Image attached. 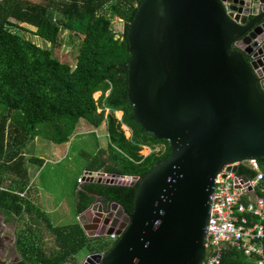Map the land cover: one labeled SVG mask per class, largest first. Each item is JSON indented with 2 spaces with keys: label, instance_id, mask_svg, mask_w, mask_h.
Here are the masks:
<instances>
[{
  "label": "water",
  "instance_id": "95a60500",
  "mask_svg": "<svg viewBox=\"0 0 264 264\" xmlns=\"http://www.w3.org/2000/svg\"><path fill=\"white\" fill-rule=\"evenodd\" d=\"M125 38L126 99L171 154L141 181L131 213L100 197L81 213L87 232V213L101 218L87 236H117L83 264H200L216 175L264 158V0H141ZM243 49L258 50L257 63Z\"/></svg>",
  "mask_w": 264,
  "mask_h": 264
},
{
  "label": "trees",
  "instance_id": "16d2710c",
  "mask_svg": "<svg viewBox=\"0 0 264 264\" xmlns=\"http://www.w3.org/2000/svg\"><path fill=\"white\" fill-rule=\"evenodd\" d=\"M44 1L45 4H34L0 0V186L4 173L20 176L21 170L24 175L21 151L28 140L40 135L48 137L46 132H52L49 140L64 145L78 125L83 124L86 130L103 132L107 139L108 157L101 158L105 151L99 150L89 171L101 170L140 180L130 184H82L76 217L96 197L107 203L115 202L131 213L141 181L171 154L168 141L155 138L136 121L133 107L126 99L129 55L125 35L141 0ZM113 18L123 22L122 32L116 38L111 27ZM19 24L36 28V35L52 46L59 44L62 31L67 32L69 44L77 52L74 67L58 60L50 49L13 31ZM96 92L100 96L94 100ZM115 111L122 113L120 120L113 117ZM121 126L130 130L129 138L124 136ZM44 128L48 130L45 132ZM145 146L163 149L143 156L140 151ZM259 161L264 163V158ZM239 173L249 175L243 168ZM14 187L21 192L25 184L16 182ZM14 187L0 189V209L22 219L21 211H28L30 205L12 192ZM46 224L55 240L51 253L47 254L39 243H24V232L36 236L39 228L23 227L15 243L19 259L12 264H79L77 255L89 245L81 224ZM223 263L250 264L232 250L224 252Z\"/></svg>",
  "mask_w": 264,
  "mask_h": 264
},
{
  "label": "rangeland",
  "instance_id": "374dc122",
  "mask_svg": "<svg viewBox=\"0 0 264 264\" xmlns=\"http://www.w3.org/2000/svg\"><path fill=\"white\" fill-rule=\"evenodd\" d=\"M55 13V17H57ZM111 27L115 34V38L121 34L123 28V22L117 18L111 19ZM13 31L17 32L23 38L32 41L36 45L50 49L53 55L60 60L61 62H66L72 68L75 65V57L77 52L74 50L75 47L69 44V38L67 32H63L60 35L61 41L56 46H52L48 42L40 39L36 35V28L28 26L25 24H19V28H12ZM100 96V92L93 94V99L97 100ZM100 108L97 109L99 113ZM107 111H104V115ZM122 113H113V117L117 120H120ZM123 134L126 138H129L131 135L130 130L126 126H121ZM48 129L44 128L46 132ZM43 131V132H44ZM48 137L43 135L35 137L33 140H28L24 146V160L26 165L23 164L26 168V178L23 180L26 181V187L24 192L28 191L32 193H38L40 202L43 201L46 213L45 219L47 222L53 226H64L72 225L78 222L76 218V205H77V191L80 188V184H85L92 182V179H85V175L89 173L88 167L95 164L96 157L98 158V151L104 150L105 153L102 154L101 158L108 157L107 151V139L104 137L103 132L99 131H89L86 130L82 125H78V128L75 129L74 134L67 144L55 145L49 138L52 136V132L47 133ZM159 149H163V146H157L155 150L150 147H143L140 151V154L143 156H148L151 154V150L158 152ZM26 154V155H25ZM29 155V156H28ZM27 156V157H26ZM30 157L39 160L37 163H32ZM37 162V161H33ZM36 164V165H34ZM98 173H103L105 179L114 177L116 184H130L135 181L127 178H117L111 174H105L103 171H97ZM4 177L8 173L3 174ZM12 174L8 175L11 176ZM78 178V179H77ZM93 178V177H92ZM17 180V179H16ZM79 184H78V183ZM4 187V186H3ZM29 188V189H28ZM28 189V190H27ZM37 195V194H36ZM23 218L16 220L13 224L15 218L11 217L12 224H10L9 219H7V224L3 230L0 227V259L6 257L7 263L13 261L17 256L16 252L13 251V247L10 245V240L13 239V229L15 231L22 230L23 227H32L35 225L39 227V235H29L28 231L24 232L25 237L23 239L24 243H30L38 241L43 243L42 247L47 252L51 253V249L55 246V240L49 230L45 229L44 223L42 221L40 224L36 225L32 219L24 220V211ZM91 212L87 213V219L91 217ZM7 214L0 209V222L5 219ZM79 223V222H78ZM88 228V233L96 230L92 224L86 223ZM13 227V228H12ZM100 230L97 229L96 234H99ZM21 233V232H20ZM87 235V233H85ZM17 237V234H15ZM89 245L87 248L81 250L77 255L79 264H83L86 257H89L90 254H93V251H98V253H104L105 249H109L113 242L110 240L109 236L101 235L93 238H87ZM5 249V255L1 251ZM15 249H18L17 244H15ZM92 250V251H91ZM18 251V250H17Z\"/></svg>",
  "mask_w": 264,
  "mask_h": 264
},
{
  "label": "built area",
  "instance_id": "2783aa9c",
  "mask_svg": "<svg viewBox=\"0 0 264 264\" xmlns=\"http://www.w3.org/2000/svg\"><path fill=\"white\" fill-rule=\"evenodd\" d=\"M228 6L223 2L225 12ZM245 49L250 63H257L259 51ZM260 80L264 81V75ZM240 168L249 175L239 173ZM205 232V256L200 264H224L226 250L240 253L250 264H264V163L246 159L224 166L216 175ZM109 238L113 243L117 240L114 234Z\"/></svg>",
  "mask_w": 264,
  "mask_h": 264
},
{
  "label": "crops",
  "instance_id": "0c3cea01",
  "mask_svg": "<svg viewBox=\"0 0 264 264\" xmlns=\"http://www.w3.org/2000/svg\"><path fill=\"white\" fill-rule=\"evenodd\" d=\"M25 1H27V2H29V3H34V4H45V2L46 1H44V0H25ZM49 1H51V2H53V3H56V2H60V1H62V0H49ZM115 114H116V111H115ZM21 155H22V160H23V164L24 165H26L27 163H25V160H24V157L25 156H23L24 155V151H21ZM26 155V154H25ZM29 156V155H28ZM27 157V156H26ZM30 160H32V163H37L38 164V162H33V161H35V158H33V157H30ZM40 160V159H39ZM38 160V161H39ZM34 165H36V164H34ZM23 166V165H22ZM24 168H26L25 166H24ZM24 168L22 167V170H24ZM25 173H24V175H23V171H21V170H19V174H20V176L19 175H11V176H5V177H3V179H2V182H1V186H0V189H8V188H10V186H15V183L16 182H18V183H21V182H23L24 184H25V187H26V181H24L23 179L24 178H26V176H25V174H26V171H24ZM92 172V171H91ZM24 177V178H23ZM15 179H17V180H15ZM14 181H16L15 183H14ZM81 185L82 184H80V188L78 189V191L81 189ZM4 186V187H3ZM24 187V188H25ZM13 189H15V190H12V192L13 193H15V194H17L18 196H20L21 198H23V199H25V201H27L28 203H29V210L28 211H25L24 212V220H28V219H32V218H35V219H32L33 221H35L36 222V225L39 223H41V222H39V221H42L43 223H44V226H45V229H47L46 228V226H47V224H46V219H45V216H46V213H48L47 211H46V209H45V206H44V204H43V201L42 202H40V199H39V197H37L38 196V193H32V192H29L28 193V191H25L24 192V189L21 191V192H19L18 191V189L17 188H13ZM29 189V188H28ZM27 189V190H28ZM78 191H77V193H76V195H78ZM37 194V195H36ZM96 198H98V197H96ZM95 198V199H96ZM77 200H78V196H77ZM96 201H98V203H101V204H104L105 202L102 200V199H97ZM77 202V201H76ZM2 211V210H1ZM21 212H23V210L21 211ZM84 212V211H83ZM82 212V213H83ZM6 214V213H5ZM10 216L11 217H13V218H15V220H13V224L15 223V226H16V220L18 219L19 220V217L17 216V214H16V216H15V214L13 213V212H11L10 214H7V216H6V218L5 219H3L1 222H0V227L2 228V230H3V228L7 225V224H5V223H7L6 221H7V219H9V221H10V224H12V219L10 218ZM81 217V213L79 214V216L78 217H76L77 218V220H78V222H79V218ZM38 222V223H37ZM80 223V222H79ZM82 226V225H81ZM32 227L33 228H36V226L35 225H32ZM37 227H38V225H37ZM13 228V227H12ZM39 228V227H38ZM82 228L84 229V227L82 226ZM47 230H49V229H47ZM21 231V230H20ZM20 231L18 230V231H15V228L13 229V234L15 233V234H17L18 235V233H20ZM50 232V231H49ZM85 233H88L87 231H84ZM15 234H14V236H13V239H12V241L10 240V245L13 247V251L14 252H16L15 254H16V258L13 260V261H11V262H9V263H7V259H6V257L5 258H3V260H1L0 259V264H12V263H15V262H17L18 261V259H19V254H18V251L15 249V243H16V238L17 237H15ZM87 236V235H86ZM87 237H89V236H87ZM94 237H96V236H94ZM90 238H93V237H90ZM39 243V244H38ZM36 244H38L39 245V247H42V245H43V243H41V242H39V241H36ZM43 248V247H42ZM85 248H87V247H85ZM3 253H4V255H5V249H2L1 250ZM93 253H98V251H93Z\"/></svg>",
  "mask_w": 264,
  "mask_h": 264
},
{
  "label": "flooded vegetation",
  "instance_id": "af4514ba",
  "mask_svg": "<svg viewBox=\"0 0 264 264\" xmlns=\"http://www.w3.org/2000/svg\"><path fill=\"white\" fill-rule=\"evenodd\" d=\"M248 61L250 62V59H248ZM104 201V200H103ZM106 203V202H105ZM122 217H124V212L123 211H120V216L118 217L119 218V220H122ZM87 218V217H86ZM93 219H95V221H94V223H92V221H93ZM99 219H101V218H99V217H97V216H93V214H92V216L89 218V219H87V223L88 224H92L93 226H96V224H98V226H99V223H97V221L99 220ZM96 227L98 230H100V227ZM101 226V225H100ZM105 253V252H104ZM104 253H101V254H104Z\"/></svg>",
  "mask_w": 264,
  "mask_h": 264
}]
</instances>
